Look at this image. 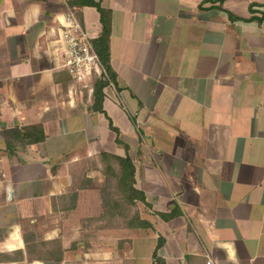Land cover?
Returning <instances> with one entry per match:
<instances>
[{"label": "crops", "instance_id": "1", "mask_svg": "<svg viewBox=\"0 0 264 264\" xmlns=\"http://www.w3.org/2000/svg\"><path fill=\"white\" fill-rule=\"evenodd\" d=\"M64 1L0 0V264H264V0H93L100 109L62 66ZM66 1L92 43L98 10ZM101 154L130 158L150 227Z\"/></svg>", "mask_w": 264, "mask_h": 264}, {"label": "trees", "instance_id": "2", "mask_svg": "<svg viewBox=\"0 0 264 264\" xmlns=\"http://www.w3.org/2000/svg\"><path fill=\"white\" fill-rule=\"evenodd\" d=\"M93 5L96 7L100 14L101 22V33L97 39L93 40V47L98 55L99 61L102 67L107 72L109 79L114 80V72L109 65V52H108V35H109V13L107 10L102 8L98 2L93 0H72L71 5ZM73 6V5H72ZM107 84V80L104 78L95 79L93 81V90L92 95L94 98V107L100 109L99 104L103 97V87ZM110 126H112L110 124ZM114 128V127H113ZM4 144L7 150H13L17 145L25 146L28 144L37 143L44 139V134L39 125H29L21 128L12 127L5 129L4 132ZM120 140L116 138V142ZM101 160L103 163V172L106 176V180L109 179V176L114 177L116 181V192L113 197L116 199L113 200L112 207L116 210L119 209V198H121L122 208L124 205L128 207L135 206L137 200L144 201V196L142 192L136 190L133 187V164L128 156H117V155H108L101 154ZM109 183V182H108ZM109 194V192H107ZM110 195V194H109ZM112 197V195H110ZM123 213V210H122ZM128 227H150V223L146 219L140 218L137 211H133L132 215L127 218ZM161 240L157 242V246L160 245ZM153 258L160 260L156 257V253H153ZM157 264H160V263Z\"/></svg>", "mask_w": 264, "mask_h": 264}, {"label": "built area", "instance_id": "3", "mask_svg": "<svg viewBox=\"0 0 264 264\" xmlns=\"http://www.w3.org/2000/svg\"><path fill=\"white\" fill-rule=\"evenodd\" d=\"M63 38L66 43L63 50V68L68 73L71 82L79 90L92 93V83L95 79L104 78L109 81V76L102 67L98 55L90 41L87 32L83 29L74 11L64 1ZM204 264H217L212 256L207 255Z\"/></svg>", "mask_w": 264, "mask_h": 264}, {"label": "rangeland", "instance_id": "4", "mask_svg": "<svg viewBox=\"0 0 264 264\" xmlns=\"http://www.w3.org/2000/svg\"><path fill=\"white\" fill-rule=\"evenodd\" d=\"M108 184H107V192H109L110 195H112V197L114 196L115 192H116V181L114 179V177L109 176V180H108ZM135 206L132 207H128V216L130 217L133 213V211H135Z\"/></svg>", "mask_w": 264, "mask_h": 264}]
</instances>
